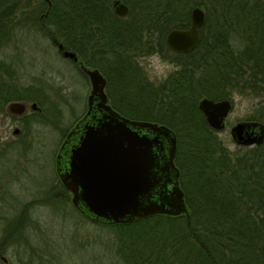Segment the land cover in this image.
Instances as JSON below:
<instances>
[{
    "label": "trees",
    "instance_id": "16d2710c",
    "mask_svg": "<svg viewBox=\"0 0 264 264\" xmlns=\"http://www.w3.org/2000/svg\"><path fill=\"white\" fill-rule=\"evenodd\" d=\"M122 1L129 7L125 16L115 12L114 0H0V48L19 32L41 31L76 52L72 62L104 73L123 113L175 132L187 212L135 220L158 218L157 225L173 228L174 240L166 255H142L129 264H264V141L230 151L199 108L203 97L233 104L235 97L251 98L245 120L264 122V0ZM197 5L206 14L200 40L193 50L176 52L166 34L188 27ZM151 54L176 67L159 83L137 63ZM7 76L14 78V69L0 59L3 101L38 99L42 89Z\"/></svg>",
    "mask_w": 264,
    "mask_h": 264
},
{
    "label": "rangeland",
    "instance_id": "374dc122",
    "mask_svg": "<svg viewBox=\"0 0 264 264\" xmlns=\"http://www.w3.org/2000/svg\"><path fill=\"white\" fill-rule=\"evenodd\" d=\"M0 59L14 69L16 76H7L9 82L16 79L19 85L42 89L36 100L41 110L30 109L23 121L28 141L25 149L28 163L23 179L15 172L12 174L18 178L12 177L9 159L0 167L3 175L9 176L3 180L9 183L11 194L6 197L5 205L20 208L22 204H29L25 237L4 252L9 264H129L131 260L139 261L142 255L154 260L155 256L166 255L169 243L174 240L173 228L169 225H157L158 218L127 225L91 221L76 211L60 184L55 168L56 152L67 130L84 113L91 88L89 78L79 66L63 57L58 46L41 31L33 29L19 32L2 45ZM137 63L154 83L164 80L176 69L159 54L139 57ZM2 82L0 79V86ZM130 90L133 92L135 87L131 85ZM125 93L121 90V96ZM114 98L119 107L123 105L127 109L126 104L115 95ZM254 102L251 98L235 97L225 128L217 130L232 152L241 145L233 140L230 128L245 120ZM13 122L4 109L0 111V139L12 138ZM17 155L14 149L11 164L19 159ZM6 228L12 227L9 223L0 224V234Z\"/></svg>",
    "mask_w": 264,
    "mask_h": 264
},
{
    "label": "water",
    "instance_id": "95a60500",
    "mask_svg": "<svg viewBox=\"0 0 264 264\" xmlns=\"http://www.w3.org/2000/svg\"><path fill=\"white\" fill-rule=\"evenodd\" d=\"M113 6L120 16L129 11L122 0H114ZM190 15L188 27H174L166 34L167 46L176 52L193 50L200 40L205 10L197 5ZM57 46L63 57L78 60L76 52L65 49L61 42ZM83 69L91 83L88 113L96 96L107 113L96 124H87L70 153L69 169L60 174L67 189L73 192L72 203L91 219L104 223L133 222L162 213H186L185 192L174 163L177 138L173 129L154 121L129 119L116 112L106 102V78L102 72L84 65ZM31 107L40 108L36 102ZM199 108L208 124L219 131L225 128L233 103L230 99L203 97ZM26 109L25 101H12L8 106L12 112L23 113ZM230 133L239 145L260 144L264 141V122L240 120L230 128ZM162 150L167 151L162 153ZM166 170L172 176L170 189H166L164 181Z\"/></svg>",
    "mask_w": 264,
    "mask_h": 264
},
{
    "label": "flooded vegetation",
    "instance_id": "af4514ba",
    "mask_svg": "<svg viewBox=\"0 0 264 264\" xmlns=\"http://www.w3.org/2000/svg\"><path fill=\"white\" fill-rule=\"evenodd\" d=\"M74 61H78V60H74ZM83 65L84 64H82V63H78V66L84 71ZM102 74L106 78V85H105V92H106V96H107L106 102L111 106V108L113 110L120 113L121 115H123L129 119H133V120L136 119V118H132V117L126 115L118 107H116L114 105L113 100H112V95L110 94V91H109L108 77L104 73H102ZM2 92H4L5 95L7 94L6 85H4ZM2 92H0V111H2L4 109L9 114V116L12 117L14 122L12 123V126H13L12 127V134L13 135L11 136L12 138L11 139L5 138L3 140L0 139V167L1 166L3 167L4 162H7V160L9 159L8 162L10 164V168H11L10 173H11L12 177L18 178L17 175L12 174L13 172H15V173H20L19 177H21L23 179L24 173L26 172L27 163H28L26 161L27 157L25 155V149L28 146V141L25 138L26 126H25V123L23 124V121L27 118L30 109L31 110H41V109L40 108L39 109H33L31 107V104L33 102L37 103V101L15 100V101H25L26 102V108H27L26 111H24L23 113H20V112L18 113L17 111L8 112V106L13 100H9L8 102L3 101V97H4L3 94L4 93H2ZM90 92H91V88H90L89 93L87 95V106H86L84 113L81 116H79L77 119H75V122L73 123V125L67 130L66 134L63 137L62 142L59 145V148H58V150L56 152V156H55V168H56V172L58 175V179L60 180V184L62 185L63 189L65 190V193L68 194L71 202H72L73 192H71L67 189V187L65 186V184L61 180L60 174L62 172L63 173L66 172L69 169L70 153H71L72 149L78 145L81 136L84 134V132L87 128V124H96L98 122V120L100 118H102L104 114L107 113V110L100 104V100L97 96L93 98L92 108L90 110V113H88L89 112L88 96H89ZM136 120H139V119H136ZM146 121H149V120H146ZM2 143H4V144L2 145ZM62 145H64V146L61 150V155H59ZM14 149H16V151L18 153L17 157H19V159H17L14 164L13 163L11 164L12 159L10 157H11ZM166 151L167 150H162V153H166ZM175 159H176V157L174 158L175 166L179 170V167H178ZM162 162H163V160H162ZM161 165L163 166L164 164L161 163ZM20 168H21V172H19ZM169 172L170 171H167V170L164 171V175L167 174L166 177L164 176L166 189H170L172 186V183H171L172 176L170 175ZM0 174H1V177H0V224L9 223L10 227H12L9 230H7V228L4 229V233L2 232V234H0V260L2 261L1 264H9V260L4 255V252L6 251V249H9L10 246H12L14 243L22 241L23 238L25 237L24 227H25V224L28 220V212H27L28 209H26V206L29 204H22L20 206V208L19 207L16 208V206L9 207L8 205H5L4 201H5V199H7L6 197L9 198V196L11 194L9 191L10 190L9 189V187H10L9 183L8 182L4 183L3 180H5V178L7 179V177L9 178V176L3 175L1 168H0ZM170 178H171V180H170ZM178 181L180 184V171H179ZM157 190H159V188ZM156 198H158V195H156ZM74 207H75L76 211L80 215H82L84 218H87V219L94 221V222H97L99 224L104 223V222L95 221V220L91 219V217H88V215L83 213L78 207H76L75 205H74ZM162 214H167V213H162Z\"/></svg>",
    "mask_w": 264,
    "mask_h": 264
}]
</instances>
